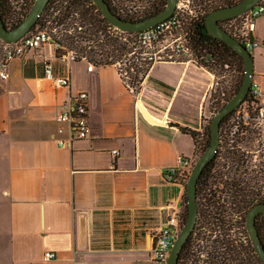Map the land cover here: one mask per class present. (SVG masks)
Here are the masks:
<instances>
[{
    "label": "crops",
    "instance_id": "crops-1",
    "mask_svg": "<svg viewBox=\"0 0 264 264\" xmlns=\"http://www.w3.org/2000/svg\"><path fill=\"white\" fill-rule=\"evenodd\" d=\"M253 36L264 106V13ZM45 59L55 71L69 67L70 86L45 77ZM89 62L58 57L47 43L0 76V264H154L153 233L183 206L186 180L163 170L195 155L180 127L202 131L215 74L195 61H159L134 91L118 65ZM81 90L92 132L62 147L56 117ZM47 250L56 257L44 259Z\"/></svg>",
    "mask_w": 264,
    "mask_h": 264
},
{
    "label": "built area",
    "instance_id": "built-area-1",
    "mask_svg": "<svg viewBox=\"0 0 264 264\" xmlns=\"http://www.w3.org/2000/svg\"><path fill=\"white\" fill-rule=\"evenodd\" d=\"M204 12L193 5V0H177L175 11L164 21L155 26L141 30L134 35V47L129 55H136L140 61L154 64L159 61H193V47L187 23L196 21ZM264 13V0L259 1L245 13L241 14V25L232 23L230 26L238 31L230 32L250 51L257 47L260 42L253 36L255 21ZM238 17L230 20H236ZM116 33L122 34L126 31L116 28ZM56 33V31H53ZM127 38L126 36L124 37ZM54 43L59 45L47 28H36L25 36L14 42H7L0 39V76L7 79L10 73L8 64L15 58L22 57L28 51L42 47L44 44ZM73 55L72 51H69ZM67 53V54H68ZM65 54L64 57L67 55ZM74 56V55H73ZM120 64V63H119ZM120 66V65H119ZM94 67L89 62L88 69ZM128 72L121 67V75L125 78ZM45 77L57 85L70 86L71 73L69 67L64 71H55L51 61L45 59ZM249 93L252 97L260 99L262 91L258 82L253 80ZM259 110L264 113V106L260 104ZM246 116V114H245ZM59 136H55L57 143L64 146H71L76 139L88 138L92 132V124L89 116V93L86 90L78 91L70 96L69 102L64 105L56 117ZM117 153V151H113ZM196 161L194 156L179 155L176 165L166 167L163 175L168 181H175L178 178H186L190 174ZM181 209H173L167 218L156 229L152 236L151 258L154 264H167L171 247L182 227ZM44 259L50 260L56 257V253L47 250Z\"/></svg>",
    "mask_w": 264,
    "mask_h": 264
},
{
    "label": "trees",
    "instance_id": "trees-1",
    "mask_svg": "<svg viewBox=\"0 0 264 264\" xmlns=\"http://www.w3.org/2000/svg\"><path fill=\"white\" fill-rule=\"evenodd\" d=\"M106 1L115 13L128 20H139L153 15L162 10L167 4V0H145L146 12L143 15L132 16L125 13L123 10L122 1L124 0ZM33 3L34 0H31L30 2L25 0L26 7L24 8V11H22L21 14H16L11 0H0V10L5 25L8 28L17 26L27 15ZM208 13L209 12L203 13L196 21H190L187 23L193 47V61L212 71L216 77L217 73L215 72V69L212 65H215L220 69H224L232 66L235 63L240 68V75L236 79L233 89L228 92L227 97H224L222 102L219 103V106L217 109H215V112H217L238 91L243 79L244 61L243 57L235 49H233V47H231L222 39L209 33L205 19ZM232 19L234 18L226 19V21H230ZM57 26H63L62 30L64 31H62V36H59L58 33L53 32V27ZM221 26L223 27V24H221ZM36 28H47L52 33L54 40L59 44L56 47V54L58 57H63L69 51H72L76 60L86 58L96 65L116 64L118 65L120 72L121 67L119 66V63L120 61H123L125 63V70L130 76V81H127V83L134 89V91L139 90L144 76L148 73L150 67L152 66V64L146 61H140L136 55H129L134 47V45L133 47H129V38L130 36L134 38L136 32H124L122 34L116 33L114 26L103 16L99 7L93 2V0H49L42 15L31 31L35 30ZM70 28H73L75 33H69ZM104 28L113 29V37H107L108 42H104L99 36H96L97 44L100 46L99 50H96L90 43H81V40L83 39H92V37H89L88 34L98 35V33ZM125 36L127 37L126 39L124 38ZM106 43L112 45L111 49H104ZM123 56L125 57L123 58ZM216 83H219L217 78ZM218 90L219 87L212 89L209 99H212V96ZM222 93L224 94V92ZM243 104H247L249 108L256 106L258 110L260 107V99L252 97V95L249 93L245 101H243L240 106ZM238 108L225 116L221 122V145L218 152L221 150L222 141L224 140L223 136L225 132V124L238 111ZM210 122L211 120H209L207 124L205 123L203 127V152L210 144ZM180 128L182 131L192 135L197 148V137H199L201 132L183 126ZM211 161L208 162L199 177L197 191H199V187L202 182L205 181L207 168L211 164ZM188 177L185 178L186 182ZM184 200L185 203H183L181 208L182 223L185 222L188 215L186 193L184 195ZM190 238L191 235L184 244L180 253L179 264H183L181 261V254L184 250L189 248Z\"/></svg>",
    "mask_w": 264,
    "mask_h": 264
},
{
    "label": "flooded vegetation",
    "instance_id": "flooded-vegetation-1",
    "mask_svg": "<svg viewBox=\"0 0 264 264\" xmlns=\"http://www.w3.org/2000/svg\"><path fill=\"white\" fill-rule=\"evenodd\" d=\"M239 1L204 2L210 12ZM197 194V220L182 263L264 264L248 229L250 210L264 203V137L224 139ZM254 223L264 246V212L255 215Z\"/></svg>",
    "mask_w": 264,
    "mask_h": 264
},
{
    "label": "water",
    "instance_id": "water-1",
    "mask_svg": "<svg viewBox=\"0 0 264 264\" xmlns=\"http://www.w3.org/2000/svg\"><path fill=\"white\" fill-rule=\"evenodd\" d=\"M261 0H241L235 4L220 7L210 11L206 15V26L209 33L228 43L235 49L244 61V74L238 91L214 113L210 122V144L205 151L196 159L186 183V197L188 215L181 230L175 238L170 250L167 264H179V256L184 244L192 233L198 215L197 184L199 177L208 164L217 154L221 143V122L230 112L237 109L249 94L254 78V57L252 52L234 37L228 30L221 26V20L231 19L240 16L248 11ZM49 0H35L27 15L15 27L8 28L2 18L0 10V39L7 42H14L25 36L36 25ZM99 7L103 16L116 28L126 32H138L149 29L164 21L175 11L177 0H167L166 6L159 12L139 20H128L115 13L106 0H93ZM140 106L149 119L156 121L146 110L142 102ZM264 212V203L254 206L248 215V229L254 240L260 257L264 260V246L258 236L255 227V215Z\"/></svg>",
    "mask_w": 264,
    "mask_h": 264
},
{
    "label": "rangeland",
    "instance_id": "rangeland-1",
    "mask_svg": "<svg viewBox=\"0 0 264 264\" xmlns=\"http://www.w3.org/2000/svg\"><path fill=\"white\" fill-rule=\"evenodd\" d=\"M31 0H28L30 2ZM35 1V0H34ZM205 0H193V5L197 8L203 11L204 13L207 12L206 4L204 2ZM13 7L15 8L16 14H21L22 11H24V8L26 7L25 0H11ZM122 7L125 13L132 15V16H139L143 15L146 12L145 7V0H124L122 1ZM241 17L238 16L236 20L233 21H225L223 23V27L226 28L230 32L238 31L237 28L230 26L232 23L235 25H241ZM52 25V24H50ZM62 27L63 26H57L53 27V31H56V33L59 34V36H62ZM113 29H107L104 28L102 31L98 33V35L88 34L89 40L83 39L81 40L82 44H88L90 43L93 45V47L96 50L100 49V46L97 44L96 36H99L101 40L104 42H108L107 37H113ZM69 33H75L73 28H70ZM128 45L129 47H133L134 45V38L130 36ZM100 40V41H101ZM112 45L109 43H106L104 46V49H111ZM1 53V48H0ZM125 56H123L124 58ZM120 67H122L125 70V63L123 61H120ZM215 69V72L217 73V81L219 83H216L214 88L219 87V90L215 92V94L212 96V99H209L208 102V114L209 118L207 117L205 123L207 124L209 120L212 119L215 109L219 106V103L222 102L224 97H227L228 92H230L233 89L234 83L238 76L240 75V68L237 66V64H233L232 66H229L228 68L220 69L219 67L212 65ZM126 73V72H125ZM126 79L130 81L129 74L126 73ZM224 92V94L222 93ZM246 114V116H245ZM225 132L223 139H227L228 137H247V136H256V137H264V113H261L260 110L256 108V106L249 108L247 104H243L238 108V111L227 121L225 124ZM203 129L197 137L198 139V145L195 152V158L197 159L202 153V147L204 143V137H203ZM221 145V143H220ZM220 148V147H219ZM185 203V200L183 201ZM189 264V263H187Z\"/></svg>",
    "mask_w": 264,
    "mask_h": 264
}]
</instances>
